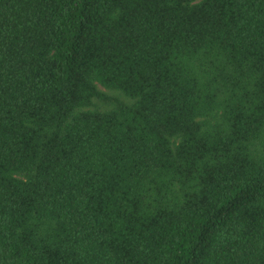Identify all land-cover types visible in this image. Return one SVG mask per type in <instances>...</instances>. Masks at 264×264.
<instances>
[{
  "label": "trees",
  "instance_id": "trees-1",
  "mask_svg": "<svg viewBox=\"0 0 264 264\" xmlns=\"http://www.w3.org/2000/svg\"><path fill=\"white\" fill-rule=\"evenodd\" d=\"M0 264H264V0H0Z\"/></svg>",
  "mask_w": 264,
  "mask_h": 264
}]
</instances>
